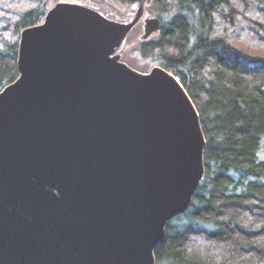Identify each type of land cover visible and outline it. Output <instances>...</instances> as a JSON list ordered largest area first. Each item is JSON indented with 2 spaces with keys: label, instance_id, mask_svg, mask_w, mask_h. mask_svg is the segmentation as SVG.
<instances>
[{
  "label": "water",
  "instance_id": "obj_1",
  "mask_svg": "<svg viewBox=\"0 0 264 264\" xmlns=\"http://www.w3.org/2000/svg\"><path fill=\"white\" fill-rule=\"evenodd\" d=\"M58 0L19 35L0 91V264H155L203 176L198 113L178 79L121 61L162 29L149 0L126 22Z\"/></svg>",
  "mask_w": 264,
  "mask_h": 264
},
{
  "label": "trees",
  "instance_id": "obj_2",
  "mask_svg": "<svg viewBox=\"0 0 264 264\" xmlns=\"http://www.w3.org/2000/svg\"><path fill=\"white\" fill-rule=\"evenodd\" d=\"M57 1L0 0V91L18 76L20 33ZM151 7L162 29L135 54L178 79L206 142L203 179L166 225L155 264H264V0Z\"/></svg>",
  "mask_w": 264,
  "mask_h": 264
},
{
  "label": "rangeland",
  "instance_id": "obj_3",
  "mask_svg": "<svg viewBox=\"0 0 264 264\" xmlns=\"http://www.w3.org/2000/svg\"><path fill=\"white\" fill-rule=\"evenodd\" d=\"M85 4L89 7L95 8L98 12H100L102 14H104L103 13L104 11L107 12L108 7H109L108 4H110L111 6H116V4L113 0H89ZM119 7H120V11H124L125 7L123 5H119ZM128 10L132 15L134 10L132 8H131V11L129 8H128ZM145 15L149 16V17L153 16L152 7L149 3H147L145 6ZM130 37H131L130 40L129 41L127 40V42L125 43L124 50H126V52H127V57H125L123 59V62L125 61L124 62L125 64H127V65L130 64L131 66H133L134 68H132V69H134L135 71H138L141 73H147L151 68L156 67L157 65H155L154 62H152L150 60L141 59L139 57V55L135 54V53H137V50L135 49V46H134L136 44V42H134L132 40V36H130Z\"/></svg>",
  "mask_w": 264,
  "mask_h": 264
},
{
  "label": "flooded vegetation",
  "instance_id": "obj_4",
  "mask_svg": "<svg viewBox=\"0 0 264 264\" xmlns=\"http://www.w3.org/2000/svg\"><path fill=\"white\" fill-rule=\"evenodd\" d=\"M153 1L154 0H149L147 3H149L151 5ZM133 5H134L133 2L125 0V5H123V6L127 9V11L126 10L120 11L116 7H112L110 4H108V6H109L108 10H107V12L104 11L103 15L110 20H115L118 22H126L131 18V13L129 12L128 8L131 11V8ZM117 6H118V8H120L119 5H117ZM144 17H147V16L145 15ZM141 33H142V23H141V21H139L126 37V42H127V40L128 41L130 40V38H131L130 36H132V40L134 42H136V44L134 46H135V49L137 51L139 50V45H142V43H143L140 41ZM153 39H151V40H153ZM147 42H149V41H147ZM147 42H144V43H147ZM125 57H127V52H126V50H123L120 52V58H121L122 62H123V59Z\"/></svg>",
  "mask_w": 264,
  "mask_h": 264
}]
</instances>
